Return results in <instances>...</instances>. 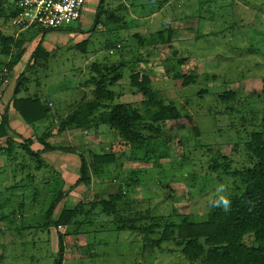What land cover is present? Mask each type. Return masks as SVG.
Masks as SVG:
<instances>
[{
  "label": "rangeland",
  "instance_id": "obj_1",
  "mask_svg": "<svg viewBox=\"0 0 264 264\" xmlns=\"http://www.w3.org/2000/svg\"><path fill=\"white\" fill-rule=\"evenodd\" d=\"M2 1L0 31L9 37L14 34L9 16L16 0ZM101 1L87 0L81 18L63 29L23 32L25 53L11 70L7 63L21 48L13 47V56L0 52V113L6 112L15 82L24 73L28 93L51 103L52 113L60 114L36 126L37 132L24 131L17 139L37 135L31 148L39 151L43 145L38 137L50 124V143L79 151H43L41 163L26 155L25 169L14 168L19 178L6 196L16 206L23 205L3 210L0 264H59L61 260L62 264H200L182 254L174 237L147 245L140 230L118 224L99 203L117 191L116 183L123 186L128 175L137 171V184L132 180L134 185L125 188L126 197L118 203L119 215L135 219L149 208L146 221L136 220V226L159 223L151 236L159 239L169 219L203 222L220 185L226 186L228 199L239 193L240 182L231 172L249 165L246 144L252 132L261 130L264 118V0H104V13L99 16ZM110 14L122 19L114 22ZM162 30L165 40L157 35ZM139 32L152 36L153 44L136 54ZM39 44L49 48L41 54L42 64L31 58ZM138 55V70L150 75L153 88L166 103L172 101L179 108L181 118L166 124H139L137 129L148 141L137 152L105 124L89 133L81 129L59 133L70 107L94 96L89 82L94 74L111 79L117 73L110 70L121 64L124 77L112 87L116 100L142 107L144 97L130 86V64ZM96 61L102 62L99 74L92 66ZM173 72L194 73L196 80L182 87ZM225 92L234 96L223 101L220 95ZM150 125L154 131L147 130ZM111 150L120 154L101 173L107 184H100L97 176L90 185L78 184L79 154L89 161L91 153ZM75 170L79 175L73 178L71 191L69 180ZM90 170L87 167L88 174ZM76 205L82 211L76 218L79 235L73 223L66 230L56 225L60 211ZM245 242L252 244L253 237L248 235Z\"/></svg>",
  "mask_w": 264,
  "mask_h": 264
},
{
  "label": "trees",
  "instance_id": "obj_2",
  "mask_svg": "<svg viewBox=\"0 0 264 264\" xmlns=\"http://www.w3.org/2000/svg\"><path fill=\"white\" fill-rule=\"evenodd\" d=\"M2 2L1 0V3ZM16 2L17 0L14 2L13 10L10 11L9 23L16 16ZM103 9L104 0L101 1L99 6V16L104 13ZM110 18H113L114 22H119L122 19L121 16H116L114 14H110ZM37 30L49 32L48 30ZM163 31L164 30L159 31L157 35L165 40ZM23 32L16 36L14 30V34L7 37V35L1 34L0 31V44L2 45L0 49L1 53L6 56H13V47L18 49L21 48V51L15 52V59L7 63L9 70H11V67L16 62L20 61L19 59L25 53V50L22 49L24 40L21 36L26 35ZM168 32L170 35L173 34L171 30ZM136 38L139 45V48H137L138 50L135 52L136 54H141V50L144 47L153 44V37L150 35L139 32L136 34ZM47 52L49 51L43 49L39 44L32 53L31 58L35 59L36 63L42 64L45 58H43L44 56H41V54H46ZM139 61H141V59L138 55L137 59L130 64V66H132V68H130V86L134 90L140 92L144 97L142 100V107L135 106L131 103L117 102L116 100L117 94L112 87L119 84L120 79L124 77V72L120 71L121 66L124 68V65L121 64L110 70L111 72L114 71V73H117L111 79L105 74H102L101 77L94 74V77L89 81L94 85V96L76 102L70 107L71 109L65 117H60L64 118L60 121L59 133H64L70 129H81L89 133L92 130H98L101 124H105L112 130H115L124 143L130 145L131 149L137 152L143 149V146L146 145L148 141L147 137L137 129L139 124H166L167 121L181 118L179 108L172 101L166 103L165 99L161 98L158 92L153 88L150 75L138 70L135 64ZM101 63L102 62L99 63V61H96L92 65L97 74L101 72ZM27 68L29 69L30 66ZM172 75L174 80H182V87L194 83L196 80V74L194 73L173 72ZM23 92L24 95H21ZM233 96V93L225 92L220 95V99L227 101ZM51 106V103L43 101L39 96L28 93L25 74L21 73L15 82L14 94L10 101L6 103V112L4 114L0 113V139L6 138V146L0 144V154H13L15 145L17 144L24 150V156L22 157L25 158L26 155H29L32 159L40 163L42 162V160H40V154L43 151L62 149V151L76 154L78 150L74 147L65 146V148H63V145L59 147L60 144L56 145L48 141V137L51 138L53 135L51 126H49L50 124L46 125V130L38 137L39 142L43 145V148L39 151H35L31 148V145H33L37 139V135L35 136V140L31 138L24 141L11 136L12 134H17L16 131L12 129L11 123L7 118V113L11 108L16 110L20 114L22 120L27 124L34 127L37 126L38 128L40 124L51 121L53 116H60L59 113H52ZM151 125L147 128L148 131H154ZM155 132L158 134L160 131L157 129ZM112 146L113 145H111V147ZM246 146L249 165L231 172V175L240 182V187H238L239 193L234 194L229 199L231 202L230 209L225 211L223 208H211L203 222L191 223L188 218H184L179 222H171L169 219L166 222L167 225L161 237L159 239H153L151 236L160 226L159 223H153L142 228L136 226V220L146 221L150 214L149 208L144 211V214L140 216L136 215L137 217L135 219L123 214H120V216L118 203L126 197L127 192L125 188L129 189V186L137 184V171H132L128 175V178L124 180V189L122 182L116 183L119 185L117 191L109 194V198L103 199L99 205H101L104 213L114 215L115 221H117L118 224L126 223L131 226L132 229L140 230V232L145 235V243L147 245H160L165 240L174 237L176 245L181 247L182 254L191 262L200 264H264V118L262 120L261 130L251 133ZM15 154L17 157L19 155L21 157V154L17 152ZM119 154L120 153H116L112 150L104 154L91 153L90 160L88 161L85 155L80 153L79 156L82 164L80 177L77 183L90 185L94 182L95 176H97V179L100 180V184H105L106 182L104 177H101V173H103L102 171L107 169L110 164L116 161ZM144 155H146L145 150ZM145 157L147 158V155ZM87 163L90 164L87 166ZM26 166L27 162L25 158V160L20 162L19 167L23 170ZM89 166L92 167L90 174L86 171ZM214 166V168L217 169L219 164L215 163ZM132 180L134 184H132ZM113 181L109 184H113ZM74 187L75 186L72 185L70 189L72 190ZM236 187L234 188L235 191L238 190ZM72 200H74V198H72ZM80 203L81 201L78 202L77 205ZM77 205L73 208H63L56 222L57 228L60 229V227H63V229L66 230V227H68L67 225L73 223L76 228L75 233H78V235L80 234V228L76 220L80 209ZM93 205H95V203H93ZM4 207L5 202L0 198V220L4 219L3 217L6 216L3 214ZM89 208L91 209V207ZM51 211L50 208L48 212L51 213ZM54 211L55 209L53 212ZM79 212L82 213V211ZM86 212L87 210L83 211L84 215ZM248 235L253 237L254 242L252 244H247L245 242ZM62 261L63 260H61L59 264H62Z\"/></svg>",
  "mask_w": 264,
  "mask_h": 264
},
{
  "label": "built area",
  "instance_id": "obj_3",
  "mask_svg": "<svg viewBox=\"0 0 264 264\" xmlns=\"http://www.w3.org/2000/svg\"><path fill=\"white\" fill-rule=\"evenodd\" d=\"M86 1L17 0L16 16L12 19L11 25L16 36L29 28L60 30L81 18Z\"/></svg>",
  "mask_w": 264,
  "mask_h": 264
},
{
  "label": "crops",
  "instance_id": "obj_4",
  "mask_svg": "<svg viewBox=\"0 0 264 264\" xmlns=\"http://www.w3.org/2000/svg\"><path fill=\"white\" fill-rule=\"evenodd\" d=\"M29 33H31V32H29ZM47 51H49V48L47 49ZM7 118L9 120V122L11 123L12 129L15 130L16 133H17V134H12L11 135L13 138L15 137L17 139V137H20V135H23L24 131H27V130L29 132H33V131L37 132V129L34 126L29 125L25 121H23L21 116H20V114L16 110H14L13 108H11L8 111ZM34 138H35V136L32 137V139H34ZM2 139L4 140V143L0 139V144L2 146H6V138H2ZM14 149L15 150H14L13 154H11V155L0 154V198L2 200H4V202H5L4 209H6V210L11 208V207L16 206L15 201H13L12 199H8L7 198L6 191L12 190L14 188V184L16 183V181L19 178L14 173L15 172L14 168H16L18 171L21 170L20 167H19V164H20L21 161L25 160V158L22 157V156H24V153H23L24 150H22V148L18 144L15 145ZM16 152L18 154H21L22 156L20 157V155H19L17 157L16 154H15ZM78 157H80V156H78ZM75 162H76V167L80 168V170H81V167L79 166L80 162H81V158L76 159ZM80 170H79V173H80ZM77 175H79L78 171L75 170L72 173L71 178L69 180L71 182V186H72L73 178L76 177ZM76 178H78V177H76ZM71 194L74 196V192H72ZM22 205H23V203L18 202V204H17V206L15 208L20 209Z\"/></svg>",
  "mask_w": 264,
  "mask_h": 264
},
{
  "label": "clouds",
  "instance_id": "obj_5",
  "mask_svg": "<svg viewBox=\"0 0 264 264\" xmlns=\"http://www.w3.org/2000/svg\"><path fill=\"white\" fill-rule=\"evenodd\" d=\"M218 192L220 194L215 200L209 202V206L212 208H223L225 211H228L231 207V202L224 194L226 192V186L220 185Z\"/></svg>",
  "mask_w": 264,
  "mask_h": 264
}]
</instances>
